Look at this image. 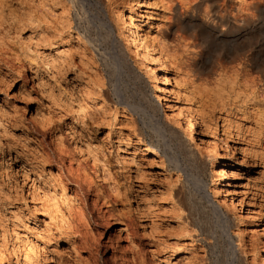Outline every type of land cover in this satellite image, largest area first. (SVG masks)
Masks as SVG:
<instances>
[{
	"label": "rangeland",
	"instance_id": "374dc122",
	"mask_svg": "<svg viewBox=\"0 0 264 264\" xmlns=\"http://www.w3.org/2000/svg\"><path fill=\"white\" fill-rule=\"evenodd\" d=\"M261 80L264 0H0V264H264Z\"/></svg>",
	"mask_w": 264,
	"mask_h": 264
},
{
	"label": "bare ground",
	"instance_id": "6f19581e",
	"mask_svg": "<svg viewBox=\"0 0 264 264\" xmlns=\"http://www.w3.org/2000/svg\"><path fill=\"white\" fill-rule=\"evenodd\" d=\"M137 6H139V4H137ZM118 20H119V22L120 23H122V24H124L125 25V27L126 28H128V36L126 37L127 38V40H128V42H129V44L130 45H132L133 46V48H134V50H135V55L136 56H138V58H140L141 59V61L142 62H144V63H147V64H152V65H155V64H158L160 61H158L159 59L157 58V57H153L149 52H148V49L146 48V39L145 38H140L139 37V35H138V33H137V31H136V28L134 27V24H133V19L131 18V17H125L124 15H123V13L121 12V13H118ZM126 20L128 21V22H126ZM98 38V37H97ZM89 40V39H88ZM88 40H86V41H88ZM94 41V40H93ZM96 43V42H95ZM89 44H90V42H89ZM91 45V44H90ZM160 64V63H159ZM147 69V68H146ZM162 69V68H161ZM150 71H151V73L152 74H155V69L154 68H150ZM236 72H246V67L245 66H243V65H241V67H238V69L237 70H235ZM157 72V71H156ZM246 73H248V72H246ZM240 74V73H239ZM156 75V74H155ZM237 76V75H236ZM161 78V77H160ZM158 79L156 82L157 83H159L160 85H164L165 84V79ZM164 78V77H163ZM235 78V77H234ZM156 79H157V77H156ZM262 82H261V87H263V88H260V89H264V80H261ZM260 82V81H259ZM254 84V83H253ZM255 85V84H254ZM161 87V86H160ZM156 91L157 92H163L164 90H162L161 88H159L158 86H156ZM263 91V90H262ZM263 96V95H262ZM155 99H156V97H155ZM149 102V104H150V106H152L153 107V109L155 110V109H157L156 108V104H154L153 102H151V101H148ZM158 106V105H157ZM160 106V105H159ZM149 108V107H148ZM181 108V107H180ZM183 108H181V109H179L178 110V114L176 115V116H173V117H175V119H177V121L179 122V123H181V124H179V125H182V123H183V125L185 126V130H187V131H189L190 132V137H192V133H193V131H194V128H193V126H194V121H192V120H188V122L186 121V117H185V112L182 110ZM172 116V115H171ZM187 116V115H186ZM172 117V118H173ZM195 122H196V120H195ZM161 134L163 135L164 133H162L161 132ZM160 135V134H159ZM171 135L173 136H171L172 137V139L175 137L177 140H179V144H180V147L181 148H183V149H186V145H185V141L184 140H182V138H181V136L179 135V134H176V135H174V134H172L171 133ZM161 136V135H160ZM164 136H165V134H164ZM170 136V135H169ZM163 137V136H162ZM194 137V136H193ZM165 138H166V136H165ZM160 139V138H159ZM163 139H164V137H163ZM162 139V140H163ZM191 140V139H190ZM189 140V141H190ZM160 141V140H159ZM189 141H187V142H189ZM192 142V141H191ZM203 143V142H202ZM160 144V143H159ZM189 144V143H188ZM161 145V144H160ZM166 145H167V142H166ZM145 148V147H144ZM151 149V148H150ZM167 149V148H166ZM150 151V150H149ZM152 151V150H151ZM158 151V150H157ZM156 153V152H155ZM158 153V152H157ZM164 153V152H163ZM162 153V154H163ZM159 154V153H158ZM151 155V154H150ZM158 156V155H157ZM163 156V155H162ZM184 172V171H183ZM221 177L220 178H222V177H224L225 175H224V170L222 169L221 171ZM185 174V173H184ZM186 175V174H185ZM227 178V177H226ZM224 179V178H223ZM234 206V205H233ZM236 206V205H235ZM234 206V207H235ZM213 210H214V208H213ZM217 210V209H216ZM248 210V209H247ZM215 211V210H214ZM218 211V210H217ZM216 212V211H215ZM252 212V211H251ZM248 213V212H247ZM213 214V213H212ZM215 214V213H214ZM217 215H219V213H216ZM255 214V213H254ZM244 215V214H243ZM220 219H221V215H219L218 216ZM253 218V217H252ZM256 218V217H255ZM257 218H259V217H257ZM260 221V220H259ZM216 223V222H215ZM258 225V224H257ZM224 233V232H223ZM222 233V234H223ZM227 236V235H226ZM232 252V251H231ZM236 256V255H235ZM237 258V257H236ZM182 260V259H181ZM232 261V260H231ZM238 261V260H237ZM233 262V261H232ZM239 263V262H238Z\"/></svg>",
	"mask_w": 264,
	"mask_h": 264
}]
</instances>
